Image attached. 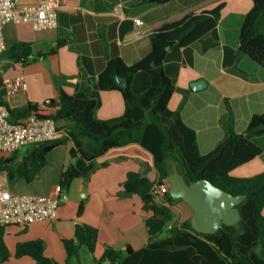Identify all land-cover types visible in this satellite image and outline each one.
Segmentation results:
<instances>
[{
    "label": "crops",
    "instance_id": "obj_1",
    "mask_svg": "<svg viewBox=\"0 0 264 264\" xmlns=\"http://www.w3.org/2000/svg\"><path fill=\"white\" fill-rule=\"evenodd\" d=\"M19 2L32 4L38 0ZM221 3L224 6L217 28L189 46H171L164 63L166 73L179 87L171 96L169 107L181 111L185 123L197 133L200 152L208 153L226 138L230 121L237 132L244 133L254 114H264V67L242 53L240 45L241 25L254 5L253 0H171L164 4L146 0H66L59 10L56 28L37 30L30 22L9 23L4 29L7 44L25 41L37 50L24 64L0 55V79L25 74L27 80V89L8 97L6 103L11 108L29 102L43 105L58 99L61 90L77 92L85 82L99 99L98 118L120 116L125 110L123 92L98 87L108 61L121 57L129 65L136 63L151 52V34L155 30ZM138 18L143 20L142 25H137ZM53 48L56 50L50 53ZM40 51L43 56L37 54ZM199 79L207 84L195 90L191 83ZM149 85L147 71L137 73L131 82L137 93ZM254 141L262 148L261 154L233 169L232 175L248 177L264 171V134ZM71 146L72 143H66L55 147L37 178L32 182L21 178L9 184L10 189L31 195L59 194L61 173L70 160ZM27 149L28 146L21 148L16 159L22 160ZM98 162L106 165L88 178L73 182L69 200L59 207L55 219L6 226L5 240L11 257L4 264H37L31 256H16L18 243L37 239L44 240L48 256L65 262L67 252L62 239L73 238L78 223L99 228L95 252L98 257L106 245L124 250L128 246L139 249L147 243L145 219L150 213L138 194L120 196L119 192L129 171L157 179L153 154L133 142L109 149ZM82 201L85 210L79 215ZM174 211V225L193 215L185 201H178Z\"/></svg>",
    "mask_w": 264,
    "mask_h": 264
},
{
    "label": "trees",
    "instance_id": "obj_2",
    "mask_svg": "<svg viewBox=\"0 0 264 264\" xmlns=\"http://www.w3.org/2000/svg\"><path fill=\"white\" fill-rule=\"evenodd\" d=\"M146 1L164 4L171 0ZM253 1L254 5L241 25L240 45L264 67V0ZM223 6L221 3L211 10L190 13L181 20L164 24L151 34V52L132 65L121 57L108 61L100 74L98 87L123 92L125 110L120 116L98 118L99 99L92 95L91 86L85 82L77 92L71 94L61 90L58 99H50L43 105L29 102L22 107L9 106L11 121H23L31 114L52 117L65 132L58 139L29 145L22 160L16 159L18 151L12 157H2L1 170L6 172L10 185L21 178L32 182L47 164L49 152L66 143H72V146L70 160L61 173L60 190L67 192L76 179L88 178L100 166H105L106 163L100 164L98 158L111 148L136 142L153 154L157 179L129 171L119 192L120 196L138 194L144 209L150 213L145 219L147 243L139 249L128 246L124 250L106 245L102 255L94 258L95 264H264V171L248 177L231 174L233 169L261 154L262 148L254 138L264 134V114H254L244 133L237 132L230 121L226 126V138L212 151L203 154L195 129L185 123L179 109L169 107L171 96L179 89L164 67L169 48L175 44L189 46L214 31ZM55 50L53 48L50 53ZM5 53L13 62L24 64L35 51L32 43L15 41L8 44ZM37 54L44 55L42 51ZM141 71L150 74V85L137 93L131 82ZM117 74L127 77L128 88L116 83ZM174 165L189 183L206 178L234 195L245 194L246 199L238 205L241 220L233 225L223 224L215 233L198 232L192 227L191 218L179 225H171L176 217L175 204L184 200L174 198L168 191L158 201L156 187L168 185L167 179ZM84 210L85 202L82 201L78 214L82 215ZM5 228L0 226V264L11 257ZM165 228L168 233L161 238ZM62 241L67 252L65 262L48 256L42 239L18 243L16 256H31L37 264H71L73 259L80 258L83 246L95 254L99 228L78 223L75 236Z\"/></svg>",
    "mask_w": 264,
    "mask_h": 264
},
{
    "label": "built area",
    "instance_id": "obj_3",
    "mask_svg": "<svg viewBox=\"0 0 264 264\" xmlns=\"http://www.w3.org/2000/svg\"><path fill=\"white\" fill-rule=\"evenodd\" d=\"M66 0H38L36 3L21 4L19 0H0V55L8 44L4 29L9 23L30 22L37 30L56 28L59 10ZM137 25L143 20L136 19ZM27 89L25 74L0 79V159L13 154L24 146L55 140L63 136L58 122L52 117L29 115L23 121L10 120V110L6 99ZM169 191V186L159 185V196ZM69 200L67 191L56 196L23 194L11 190L5 171L0 163V226L28 224L33 221L55 219L58 209Z\"/></svg>",
    "mask_w": 264,
    "mask_h": 264
},
{
    "label": "water",
    "instance_id": "obj_4",
    "mask_svg": "<svg viewBox=\"0 0 264 264\" xmlns=\"http://www.w3.org/2000/svg\"><path fill=\"white\" fill-rule=\"evenodd\" d=\"M34 49L37 50V47ZM241 52L245 53L242 49ZM2 55L7 56L6 53ZM115 81L122 88L129 87V81L123 75L117 74ZM206 84L204 79H199L191 86L196 90ZM167 184L174 198H182L193 209L191 224L198 232L215 233L223 224L233 225L241 220L238 205L246 199L245 194L234 195L206 178L189 183L176 165L168 176ZM162 199L163 196L157 198L158 201Z\"/></svg>",
    "mask_w": 264,
    "mask_h": 264
},
{
    "label": "rangeland",
    "instance_id": "obj_5",
    "mask_svg": "<svg viewBox=\"0 0 264 264\" xmlns=\"http://www.w3.org/2000/svg\"><path fill=\"white\" fill-rule=\"evenodd\" d=\"M29 146V145H28ZM27 147V146H24ZM23 147V148H24ZM26 149V148H25ZM177 222V219H175L174 221L171 222V225H174ZM170 227V224L169 226ZM167 229L165 228V230L163 231V233L160 235V237H164L167 235ZM98 257L96 254L91 253L88 248H86L85 246H83L81 248V252H80V258L79 259H74L71 264H95L94 263V258Z\"/></svg>",
    "mask_w": 264,
    "mask_h": 264
}]
</instances>
